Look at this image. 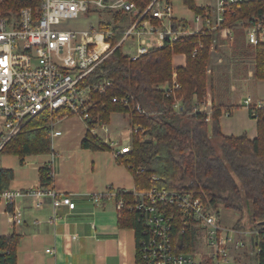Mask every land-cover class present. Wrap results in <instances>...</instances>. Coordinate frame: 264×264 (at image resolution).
Instances as JSON below:
<instances>
[{"label": "built area", "instance_id": "1", "mask_svg": "<svg viewBox=\"0 0 264 264\" xmlns=\"http://www.w3.org/2000/svg\"><path fill=\"white\" fill-rule=\"evenodd\" d=\"M248 1L253 0H214V4L199 5L203 8L202 13L194 14L195 28L189 30V33H203L205 27L230 42L234 40V30L242 29L245 33V44L255 48L257 44L264 43L262 17L251 16L238 20L234 28L223 26L227 6ZM38 2L37 7H23L15 13L0 16V148L29 119L43 111L58 112L61 115L49 124L50 137L61 134L59 128L55 127V123L60 119L76 116L86 123L90 116L92 93L104 94L110 81L104 78L87 83L85 81L127 38L134 40L131 46L135 47V53L129 55L135 59L148 48L160 46L164 40L175 41L180 35L179 27L172 24V7L167 0H152L141 13L130 0ZM99 10H119L133 17L122 39L113 48H110L107 42V39L112 37L111 29L104 31L98 28H61L62 23L66 21L77 20L83 15ZM151 19H156L157 23H153ZM200 48L202 43L197 41L190 57H196ZM215 49L213 42L210 52ZM207 72L210 70L207 69ZM176 76L174 71L171 86L166 88V95L172 94V107L178 111L182 98L176 94L180 89ZM112 101L129 105L127 97L115 96ZM204 104L209 105L211 110L210 100H205ZM241 104L247 108L249 117L254 120L258 110H263L264 113V99H253L246 95ZM134 109L143 112L138 104ZM194 110L203 111L198 104ZM225 114L230 115V111ZM206 120H209V114ZM85 125L88 129L87 124ZM99 127L104 133L109 132L107 124L89 130L97 134ZM139 130V127H129L122 135V143L119 144L113 140H103L109 147H114V157L118 158L130 149V137ZM48 165L49 176L52 177V161ZM124 193L128 191L108 188L93 195V200L98 202L102 198H113L119 216L124 207L136 214L140 224L135 237L138 264H238L233 251L245 248V235H258L256 229L245 231L221 223L218 210L221 204L215 207L202 190L196 192L157 187L147 190L133 189L129 191L132 200L128 204H125ZM25 196L32 198V206L35 209L42 208L44 200L49 197L54 209L51 222L60 218L55 214L58 207L66 206L71 210L75 208V202L69 195L58 193L52 186L31 189L7 188L0 192V205L12 207L9 211L16 226L23 223L22 210L17 201ZM133 229L136 234L135 228ZM187 233L196 241L193 248L201 244V249H181L185 242L180 239ZM253 242L255 241L252 239L251 243ZM256 250L258 252L257 247ZM46 251L50 252L49 249Z\"/></svg>", "mask_w": 264, "mask_h": 264}, {"label": "trees", "instance_id": "2", "mask_svg": "<svg viewBox=\"0 0 264 264\" xmlns=\"http://www.w3.org/2000/svg\"><path fill=\"white\" fill-rule=\"evenodd\" d=\"M130 1L141 13L152 0ZM182 3L194 14L202 13L203 8L197 5L195 0H182ZM38 5V0H0V16L15 13L23 7ZM107 11L113 12V22H99L98 29L112 30V37L107 39V42L110 48H113L124 35L128 14L119 10ZM251 16L264 19V0L227 6L223 26L234 28L236 21ZM151 21L157 23L156 19ZM175 23L180 29V35L175 41L164 40L160 46L148 48L135 59L124 53L123 43H120L85 81L87 83L104 78L110 81V84L105 88L104 94L92 93L90 116L85 121L88 129L81 145L92 150L110 148L103 138L89 129L108 124L113 113L127 114L131 126L139 127L143 131L132 133L130 149L117 158V161L131 172L134 189L147 190L157 187L196 192L202 190L215 207L221 204L238 212L237 223L242 220L243 208L247 205L246 212L253 229L258 230L254 242L258 248L255 264H264V225L260 224L264 221L263 110H258L255 117L256 136L252 139L245 134L235 137L224 135L220 131L219 118L222 113L230 111L231 114L243 104H213L209 120H206L205 111L194 110L198 104L197 100L206 94L210 45L214 42L215 48H218L221 40L217 32L205 27L203 33H189L185 22ZM243 35L241 30L235 29L234 40L228 41L229 46L235 49L242 45ZM197 41L202 43V48L198 50L196 57L191 58L190 53ZM173 54L185 55V65L174 68ZM174 71L180 84L176 94L182 98L178 111L172 107V94L166 95V88L171 86ZM253 76L264 80V43L255 47ZM115 96L127 97L129 105L119 101L113 102L112 97ZM136 104L143 112L135 111ZM58 116H61L58 112L43 111L29 119L0 148V153L15 155L21 163L27 155L48 153L51 147L49 124ZM142 136L145 139H140ZM49 172L48 164L39 169L41 188L52 186L53 179ZM12 178V169L0 167V192L9 187ZM123 198L125 204L132 200L129 192L124 193ZM118 224L121 227L135 228V237L140 228L136 214L126 207L122 210ZM19 239L20 235L16 232L0 235V264H17L16 250ZM180 240L185 242L181 246L183 251H190L196 244L189 233ZM137 262L135 257V264H138Z\"/></svg>", "mask_w": 264, "mask_h": 264}, {"label": "crops", "instance_id": "3", "mask_svg": "<svg viewBox=\"0 0 264 264\" xmlns=\"http://www.w3.org/2000/svg\"><path fill=\"white\" fill-rule=\"evenodd\" d=\"M167 1L170 3V0ZM196 4L202 5L197 2ZM171 21L173 25H176L175 21L185 22L188 31L195 28V23L190 24L183 18H177L173 10ZM218 38L221 40L218 48L227 46L234 50L228 41L227 43L225 39ZM242 45L247 46L245 38ZM185 63L186 57L183 54H173L174 68L184 66ZM231 72L233 81L252 80L245 82L243 90H248L253 84L255 78L244 65ZM239 85L242 86L240 82L238 87ZM242 92H239L236 102L226 103L216 101L212 90L207 100L214 105H239L245 97ZM239 107L244 108L249 117L247 108L242 105ZM55 127L59 128L61 134L50 137L51 147L50 151L44 154L45 157L43 154L27 155L23 163L19 161L21 166L29 158L32 163L35 161L32 166L36 170L34 178L21 177L20 167L14 171L8 188L40 187L39 169L52 161V188L60 194L69 195L75 202V208L71 210L66 206L58 207L55 214L60 218L51 222L54 209L49 197L44 200L45 203L40 209L32 206L31 197H22L17 201L23 214L21 225H13L9 211L11 206L0 205V235L11 232L20 235L16 250L17 264H135V232L131 227L119 226L120 216L115 207V199L102 198L98 202L93 200V195L108 188L132 191L134 179L131 172L114 157V147L103 150L82 147L87 127L79 117L60 119L55 123ZM128 129H122L116 135L118 139L113 141L122 143V135ZM47 249L50 252H47Z\"/></svg>", "mask_w": 264, "mask_h": 264}, {"label": "rangeland", "instance_id": "4", "mask_svg": "<svg viewBox=\"0 0 264 264\" xmlns=\"http://www.w3.org/2000/svg\"><path fill=\"white\" fill-rule=\"evenodd\" d=\"M199 4H214V0H196ZM170 5L173 10V14H176L177 18H183L188 23L194 24V13L189 10L185 5H183L182 0H170ZM128 21L127 26L130 24V22L133 20V17L128 14L127 16ZM125 20V19H124ZM113 22V12L107 11V10H99L95 13L83 15L77 20H69L64 23H62L61 28H71V29H78V30H90V29H96L98 28L99 22ZM241 30L243 33L244 31ZM245 35V33H244ZM243 35V37H244ZM244 41V40H243ZM242 41V43H243ZM134 43V40L129 37L127 40L123 43V51L126 54H134L135 53V47H132L131 44ZM241 43V44H242ZM219 49V50H218ZM218 49H215V51L210 52V62L207 69L210 70V72L206 73L209 76V81L207 82L205 96L198 99V107L205 111L206 114L211 113L210 106L207 104H204L205 100H207L210 97V94L213 90L212 95L214 96L215 100L218 102H236L237 96L239 92H242V88H244L245 82H251L252 80H246V81H239L242 86L238 87V83L236 81H233V73L231 72L233 69L240 65H244L246 69H249V71L253 74L254 73V58H255V48L252 46H245V45H239V47L234 50H231L225 47H219ZM235 71V70H234ZM236 72V71H235ZM247 74V73H246ZM254 77V76H253ZM212 89V90H211ZM230 89V90H229ZM248 92L250 94H248ZM245 96L250 95L253 99H264V80H258L254 79L253 84L248 88V90H243L242 92ZM211 95V96H212ZM194 98L196 96L194 95ZM212 100V99H211ZM213 105V103H212ZM219 124H220V131L224 135H233L235 137L246 135L248 138L256 136V123L253 119L249 118L246 114V111L244 108L238 107L235 108L232 115H226L225 112L222 113L221 118H219ZM131 127V124L129 123V116L127 114L122 113H113L110 116V123L107 124V128L109 130L108 133H104L103 130L99 127L97 128V134L103 139L108 140H117L118 138L116 135L125 128ZM209 133H211V127H209ZM140 139H145L144 136L140 137ZM43 157L45 155L43 154ZM28 158V157H27ZM30 159V158H29ZM25 162L23 166H21L19 159L17 156L12 154H4L0 153V167L2 168H10L14 171L17 169H20V176L24 178H30L35 176L36 170L32 168L33 163L30 159ZM219 207V216L220 221L227 227H233V228H242L245 231H250L253 229V224L250 220V217L248 213L246 212L248 210L247 205L244 206V216L240 223H237V219L239 217V213L235 210L225 208L221 205ZM14 225V224H13ZM241 226V227H240ZM255 226V225H254ZM256 235H245V241L246 245L243 250L240 251H233L234 255L236 256V260L239 264H255V255L257 254L256 245L251 243L252 239L256 242ZM201 249V244L198 247L193 248L194 250ZM202 249L205 250V248L202 245Z\"/></svg>", "mask_w": 264, "mask_h": 264}, {"label": "water", "instance_id": "5", "mask_svg": "<svg viewBox=\"0 0 264 264\" xmlns=\"http://www.w3.org/2000/svg\"><path fill=\"white\" fill-rule=\"evenodd\" d=\"M260 224L263 225L264 224V221L260 222Z\"/></svg>", "mask_w": 264, "mask_h": 264}]
</instances>
